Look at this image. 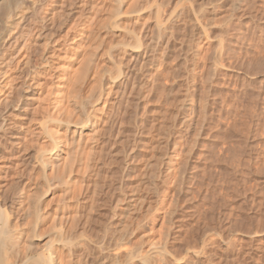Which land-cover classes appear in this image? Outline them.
I'll list each match as a JSON object with an SVG mask.
<instances>
[{"label": "bare ground", "instance_id": "obj_1", "mask_svg": "<svg viewBox=\"0 0 264 264\" xmlns=\"http://www.w3.org/2000/svg\"><path fill=\"white\" fill-rule=\"evenodd\" d=\"M215 1L77 0L70 13L73 0H0V264L211 261L206 233L173 222V196L154 222L156 196L179 190L196 138L174 172L177 138L154 154L147 138L184 129L201 41L203 77L224 63L227 34L235 61L240 0Z\"/></svg>", "mask_w": 264, "mask_h": 264}, {"label": "rangeland", "instance_id": "obj_2", "mask_svg": "<svg viewBox=\"0 0 264 264\" xmlns=\"http://www.w3.org/2000/svg\"><path fill=\"white\" fill-rule=\"evenodd\" d=\"M215 2L221 3V0ZM73 3L74 6L71 3L72 7L65 8H69L70 13L80 8L77 0H73ZM239 3L241 10L240 8L237 10L238 17L235 18L238 28L235 30L238 41L235 38V42L238 43L235 44L234 55L237 57L234 56L236 59H232L235 60L233 64L227 61L233 66L226 62L229 37L225 34L226 37L223 39L227 38V40H222L219 54L223 51L221 56L225 60L222 59L224 61L222 64H226L222 66L219 62L220 66L217 65L219 68L215 65L216 69L213 68L214 71L212 69V76L203 77L205 66L202 65L203 60L200 61V58L204 56L203 51L207 44L204 40L201 41V44H198L199 63L192 67L193 69L187 68L188 71L191 69L189 73H192V79L186 83L191 100L189 106L182 109V111L186 109L184 112L188 113L185 123L187 127L184 126L178 134L174 133L173 127L163 134V129L156 128L157 132L149 130L147 138L148 142L152 138L150 146L154 147H149L151 154L160 151L158 149L168 137L172 139L175 136L173 140L177 138L176 146L171 153L174 155L170 157L173 172L183 143H187L185 141L188 139L192 141L196 138L187 161V169L185 168L183 176L185 178L180 181L181 183L179 182L182 187H177L179 190H172L173 195L163 191L156 196L157 208L160 207L157 211L155 209L154 222L157 225L161 224L162 211L167 205L164 203L173 196L172 202L175 201L173 222L191 227L193 235L200 236L206 233L203 234L204 237L210 238L211 246L206 244L210 241L207 240L208 237L205 239L206 254L211 255L208 264H264V0H240ZM219 11H225L223 6L219 7ZM31 62L33 65L38 64L34 57ZM47 77L42 76L41 79L47 80ZM180 82L181 80H174L172 110L177 108L178 97L183 91ZM199 125L203 128L196 137ZM208 248L210 252L211 249L214 252L209 253ZM215 251L218 253L216 254ZM212 254L215 257L212 258Z\"/></svg>", "mask_w": 264, "mask_h": 264}]
</instances>
